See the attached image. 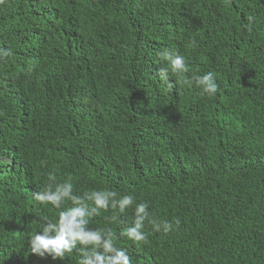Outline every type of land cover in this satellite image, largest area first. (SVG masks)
<instances>
[{"label":"trees","instance_id":"16d2710c","mask_svg":"<svg viewBox=\"0 0 264 264\" xmlns=\"http://www.w3.org/2000/svg\"><path fill=\"white\" fill-rule=\"evenodd\" d=\"M0 48L2 264H78L30 250L49 173L180 220L135 243L132 208L94 216L133 264H264V0H3ZM166 51L188 72L160 80ZM207 72L212 97L185 83Z\"/></svg>","mask_w":264,"mask_h":264},{"label":"clouds","instance_id":"9594fccd","mask_svg":"<svg viewBox=\"0 0 264 264\" xmlns=\"http://www.w3.org/2000/svg\"><path fill=\"white\" fill-rule=\"evenodd\" d=\"M3 0H0L2 3ZM11 49L0 48V61L12 56ZM169 62V68L159 70V78L169 81V71L172 74L188 72V63L184 55L166 51L161 54ZM202 88L209 97L215 96L219 85L212 72L195 75L185 83L192 82ZM10 163V161H9ZM49 183L44 189L34 193V199L41 204H50L59 209L56 219L43 217L42 227L29 238L30 250L34 254L51 256L52 259H64L66 254L74 250L80 253L78 264H133L132 258L125 248L115 243L111 229L90 227L91 219L101 210L111 215L107 217L110 223L120 225L121 219L129 208L133 209V219L130 224L119 230V236L135 243L146 242L148 233L145 232L146 223L156 233L167 235L180 226V220L158 221L153 218L147 202H136L132 195H121L111 190L85 191L82 195L74 193V185L70 180L57 182L55 174H48ZM65 201L71 206L64 207ZM4 258H0L2 264Z\"/></svg>","mask_w":264,"mask_h":264}]
</instances>
